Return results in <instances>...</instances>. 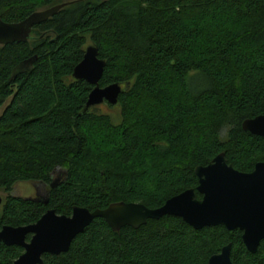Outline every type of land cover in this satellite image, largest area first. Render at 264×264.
<instances>
[{
	"label": "trees",
	"instance_id": "16d2710c",
	"mask_svg": "<svg viewBox=\"0 0 264 264\" xmlns=\"http://www.w3.org/2000/svg\"><path fill=\"white\" fill-rule=\"evenodd\" d=\"M60 2L0 0V18L19 21ZM88 44L106 60L100 86H123L118 104L108 103L118 122L102 110L81 113L92 85L72 71ZM8 98L0 229L34 223L50 208L70 215L74 205L118 201L160 207L196 188V166L221 152L240 171L264 160V137L242 127L264 114V0L67 1L29 39L0 45V107ZM56 168L67 176L49 188L46 204L10 193L19 181L48 187ZM228 243L234 264H264V240L253 253L240 229L197 230L174 215L120 230L97 217L41 264H208ZM22 251L0 241V264Z\"/></svg>",
	"mask_w": 264,
	"mask_h": 264
},
{
	"label": "water",
	"instance_id": "95a60500",
	"mask_svg": "<svg viewBox=\"0 0 264 264\" xmlns=\"http://www.w3.org/2000/svg\"><path fill=\"white\" fill-rule=\"evenodd\" d=\"M67 1L35 10L19 21L7 22L0 18V45L23 42L30 37L31 29L56 14ZM106 60L99 57V48L88 44L82 59L74 66L72 77L84 79L92 85L81 113L107 102L118 104L123 90L119 82L100 86ZM242 127L254 134L264 135V114L247 118ZM199 183L176 194L160 207L150 208L141 202H113L106 208L89 210L74 205L70 215L47 209L34 223L0 229V241L6 245L23 248L22 253L11 264H41L44 253L58 254L68 249L72 239L95 218L102 217L113 230L129 225L138 228L148 219H159L165 215L181 217L194 229L223 225L229 230L240 229L242 238L250 252L255 253L264 239V162H258L251 172H243L228 163L225 152L216 155L207 165L195 168ZM67 176L65 170L49 183L57 186ZM197 192L202 197L197 196ZM49 189L43 198L26 197L46 204ZM1 202V198H0ZM30 234L29 239L26 235ZM232 243L213 254L208 264H234L231 258Z\"/></svg>",
	"mask_w": 264,
	"mask_h": 264
},
{
	"label": "rangeland",
	"instance_id": "374dc122",
	"mask_svg": "<svg viewBox=\"0 0 264 264\" xmlns=\"http://www.w3.org/2000/svg\"><path fill=\"white\" fill-rule=\"evenodd\" d=\"M63 1H70V0H63ZM21 68V64L15 69L18 70ZM194 81L197 79V76L192 75ZM192 79V80H193ZM9 98L3 103V105L0 107V112L2 111L3 107L7 104ZM97 110L107 112L113 115L114 121H119V109L113 106H110L107 102L97 106ZM59 168H57L58 170ZM63 169H59V171H62ZM36 187H38V182L33 181H19L16 182L13 187L10 189V193L19 195V196H30L34 197L36 195ZM39 188V187H38ZM41 191V190H40ZM7 194L3 189H0V198L1 201L4 198V196Z\"/></svg>",
	"mask_w": 264,
	"mask_h": 264
},
{
	"label": "flooded vegetation",
	"instance_id": "af4514ba",
	"mask_svg": "<svg viewBox=\"0 0 264 264\" xmlns=\"http://www.w3.org/2000/svg\"><path fill=\"white\" fill-rule=\"evenodd\" d=\"M245 130V129H244ZM246 131H249V130H246ZM251 134H254V133H252L251 131H249ZM254 135H256V136H259V137H264V135H260V134H254ZM228 160V159H227ZM258 162H264V160L263 161H258ZM258 162H256V164L258 163ZM229 163V162H228ZM231 164V163H230ZM255 164V165H256ZM254 168H255V166L252 168V169H250V170H248V171H243V172H251V171H253L254 170ZM239 170V169H238ZM60 175V171H59V169L57 170V168L56 169H54L52 172H51V178L52 179H54V178H56V177H58ZM39 187V188H38ZM38 187H36V193H37V196L38 197H41V198H43L44 196H45V193L48 191V189H49V186L47 187V184H45V183H43V182H38ZM41 190V191H40ZM198 196V195H197ZM199 198H201V197H199ZM243 233V232H242ZM264 239H262L261 240V242L263 241ZM260 242V243H261ZM260 245V244H259Z\"/></svg>",
	"mask_w": 264,
	"mask_h": 264
}]
</instances>
